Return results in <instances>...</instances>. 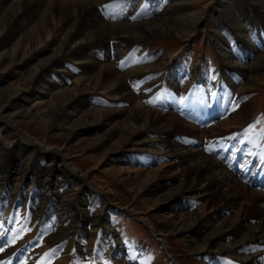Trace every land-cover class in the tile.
<instances>
[{
    "label": "bare ground",
    "instance_id": "obj_1",
    "mask_svg": "<svg viewBox=\"0 0 264 264\" xmlns=\"http://www.w3.org/2000/svg\"><path fill=\"white\" fill-rule=\"evenodd\" d=\"M101 1L0 0V195L21 198L23 187L52 170L57 172L45 180L54 187L59 172L65 171L62 186L71 189L50 194L52 213L63 224L49 235L52 241L72 238L80 229V248L91 247L98 225H103L102 215L118 212L109 196L117 192L131 199L129 211L166 242V237H173L187 255L222 253L238 264H264V131L252 130L247 99L264 86V44L248 30L264 25V0H168L163 12L135 22L101 19L95 8ZM238 6L247 16L233 29L225 16L236 19ZM199 26L202 33L212 27L219 36L226 29L241 36L239 44L245 49L233 57L224 43L214 42L227 63L222 70L229 73L228 80L218 76L206 82L200 68L182 62L177 74H167L164 82L150 71L166 63L142 66L124 59L132 47L150 61L154 53L145 39L183 37ZM109 41L115 43L112 56L106 52ZM61 58L83 72L70 74L69 67L60 65ZM49 69L68 75L70 85L55 83ZM135 76L143 77L140 99L124 83L125 77ZM162 88L178 89L180 98L169 101L172 112L168 103L161 107L163 99L157 102L159 107L150 101ZM93 92L130 105L110 109L90 105L86 98ZM148 132L157 137H147ZM237 137L248 139L244 148L248 150H242ZM148 142L155 144L154 151L166 163L147 170L131 166L130 154ZM71 153L84 163L77 159L76 163ZM100 164L102 184L94 180ZM80 188L88 190L81 193ZM74 195L86 201V208L94 206L93 213L76 217L82 205H71ZM1 216V229L12 236V229L4 227H9L12 211H0ZM4 242L7 247L10 240ZM105 243L109 260L124 264L113 247L119 241ZM12 245L6 251L9 256L19 252L17 244ZM21 260L18 264H26ZM207 264L220 262L213 257Z\"/></svg>",
    "mask_w": 264,
    "mask_h": 264
},
{
    "label": "rangeland",
    "instance_id": "obj_2",
    "mask_svg": "<svg viewBox=\"0 0 264 264\" xmlns=\"http://www.w3.org/2000/svg\"><path fill=\"white\" fill-rule=\"evenodd\" d=\"M167 3L168 0H104L101 1L99 4H97L98 6L96 5L95 8L98 16L100 15L99 17L105 21L127 20L129 22L131 21L135 22V20L140 21L142 19L149 17L152 14H159L163 12V9ZM135 8L136 10H134ZM237 8H239V11L238 13L236 12L237 13L236 19L231 20L230 15L225 16L226 20L229 22L226 24L233 29L236 27L234 23L237 22L238 24L239 22L243 21L242 19L245 18V16H247L245 14V11H242L243 9H241L240 6H238ZM128 12L131 14H129ZM259 20L260 19H258V21ZM200 29H202L201 26L196 27L194 31L193 30L190 31L186 36L183 37L161 36L157 38L154 37V38L145 39L144 44L148 46L150 51L154 53V58L150 61L146 59L147 57H145L144 54H139V52L135 51V49L132 47L129 48L130 51L128 50L129 54L127 51V55L129 56H126V58L124 59L131 60L132 62L133 59L136 61H140L139 65L142 66L143 64L144 65L150 64L151 66L154 65L157 66L161 62L166 63L161 68L152 69L150 71V73H153V75L161 76V79L164 82L167 74H173V75L177 74L179 68L182 67L181 66L182 62L185 64V66L200 68L202 72H204L205 74V80L207 79L209 82L214 81L218 76L220 78H224L225 80H228L229 73L225 74L223 73L222 70V68L227 66V63L221 58L219 53L216 51L214 42L221 41L222 44L224 43V46L226 45L227 55L233 57L232 54H236L245 49L241 47V44H239L241 43L240 42L241 36H238V32L237 33L235 32L236 30L235 31L232 30L233 33H231V30L226 29L225 33L219 36L213 31L212 27L211 29L204 28L206 33L204 30L202 33ZM263 29H264V25L259 26L257 28L248 29L249 31H252L253 38L257 40V43L258 40H262V44H264ZM114 44H115L114 42L112 43L110 41L107 44L106 52L110 56L113 55L115 48ZM259 45L261 46V42L259 43ZM257 49L258 47L255 48V50ZM61 61L62 63H60V65L65 64L67 68L68 67L70 68L67 69L70 72V74L73 73V75L76 74L78 75L83 72L78 68H75L73 63L68 59L61 58L60 62ZM123 61L124 60H122L121 62ZM49 71H50L49 73H52L51 75L55 77L53 78L56 81L55 83L64 84L65 82H68V85H70L71 81L69 80L68 75L64 73H60L57 75L55 73L53 74L52 69H49ZM190 74H191L190 76H192V73ZM135 78L125 77L124 83L126 89L132 91V94L135 95L137 98H139L138 96L139 90L140 88H143L140 87L141 85L139 86V84L143 82V77L135 76ZM130 80L132 82H130ZM154 80L157 81V78L154 77ZM126 81H129L128 82L129 84ZM130 83L133 85H131ZM198 85H200V83ZM157 86L159 88L160 82L157 83ZM135 91H137L138 93ZM164 95L167 96L168 99H166ZM200 96H202V93L200 94ZM87 97L88 98H86V101L88 100L87 102L90 105L107 107L109 109L126 107V106L129 107L130 105L129 103L127 104V101L124 99H122V101L119 100L117 102L112 101L108 98V96H106V93L103 92H93L88 94ZM149 98L150 101L153 102L152 104H156L158 105V107L161 105V107H163V105L167 103H168L167 105L169 106V101L170 102L173 101L171 99H175L176 102L180 97H179L178 89L175 88V90L171 92L167 90L165 91V88L164 89L162 88L161 91L159 92V95L156 94L154 97H152L153 99L151 98V96ZM160 99H163L165 101L162 100V103L160 101V105H159L157 104V102ZM247 99L251 102L252 105V123H251L252 130L257 134L258 133L260 134L262 131H264V86L252 92ZM149 108L153 110L155 109L151 106H149ZM170 111L172 112L171 107H170ZM177 113L179 114L178 111L177 112L175 111V114ZM215 120L216 117H213L211 119V121H215ZM94 133L96 134L97 132L95 131ZM94 133L92 134L95 135ZM155 134L156 133L153 132L145 133L147 137H153L155 136ZM173 134H175V132ZM177 134H180L184 137H188L186 133L180 132ZM1 137H3L2 126L0 127V139ZM172 139L174 140V136L172 137ZM237 141H241V143L243 142L242 143L243 151L248 150V149L244 150V148H247L248 146L247 145L248 144L247 142H249L248 139L247 141H245L244 138L239 139L237 137ZM70 144H72V142ZM154 145H155L154 143L148 142L142 146L143 150L131 153L130 155H133L134 157L131 159L130 165L140 170H147L156 166L163 165L164 164L163 161H165L166 163V160L162 161L161 157H159V155L154 151V150H158V148H156ZM36 151L39 152L40 150H36ZM101 152H97L96 153L98 154L97 156H99ZM222 152L223 151H221V153ZM218 154H220V152H218ZM69 155H72L71 158L73 160L77 159L79 162L84 163V160L82 159L81 156L78 157L73 156V153ZM49 158L50 159L52 158L51 155ZM246 158L248 159L247 156L245 157V159ZM77 160L76 163L78 162ZM99 169L103 170L102 164H100L97 167V169L94 170V180L96 183L102 184L103 174L100 173V171H98ZM175 169L176 166L171 167V170H175ZM177 169L179 170V168ZM56 172L52 170L51 173L42 175V171L39 170L38 174L42 175L41 178L37 179L34 184H30L29 187L26 188L23 187L24 193L22 192L23 195H21L22 196L21 198L20 196L14 197V194L11 193L5 194L4 196L0 195V211L4 213L6 211L12 210L11 206L13 208L12 211L15 217V221L14 218H12L11 220H9L8 224L10 226L13 222L12 228L16 229L17 231L19 229L20 231V234L16 236L17 243H13V244H18L22 241L25 242L24 247L26 251L30 253V255L26 254L27 256L26 258H24L26 262L28 263L32 262L35 256L38 255L39 257L38 263L40 264H91V262L92 264H99V263L102 264L106 260V257L108 258L107 244L105 242L112 241L114 239L117 240L119 239L121 241V246L119 244V245H115L117 247L115 246L113 247L115 249L120 247V251L121 249L125 251L123 253L122 259H120L124 264H152L151 259H149V257L147 256L148 251L150 253L151 258L153 259V264H199L201 262H206L207 264L208 261L213 257L216 260H218L220 264H238V262L233 258V256L222 253L215 255L214 254L187 255L184 249L181 247L180 243L177 242L173 237L171 236L166 237L167 240L166 242L165 240H163V238H160L149 225L144 223L134 213L129 211V209H127L128 207L126 206L131 204V199L130 198L128 199V197L123 196L122 193H117V192L109 195L111 206L112 207L116 206L119 208L124 207L125 209H123L124 211L122 212V214L117 212V213H107L102 215V218H104L103 220L101 219L103 225H98L94 235L95 240L93 241L91 247L85 246L80 248L81 246L80 244L81 242L79 240L81 237L79 233L80 229L79 231L77 230V232L73 235L72 238L71 235L70 236L68 235L60 240L57 239H55L54 241L50 240V238H48L49 235H51L52 233H58L62 228L61 226L63 225L61 223L62 218L60 219L52 213L53 212L52 206L54 205V202L50 194L58 192L61 189H64L69 192V190L72 187V186L70 187L62 186L64 179L63 175L65 171L59 172L60 173L59 177L56 179L57 181L56 186L50 187L47 184L45 178L48 175L53 176ZM41 180H44L45 182L44 187L40 186ZM10 190L11 189H8V192H10ZM86 190H88V188L87 189L80 188L81 193H86ZM70 203L75 207L79 206L80 204L82 205L81 206L82 211L74 212V213L77 212L75 214L76 217L81 216V218H83L86 215V213L88 212L93 213V211L95 210V207L91 205L90 206L88 205L89 207L87 206L86 208L85 206L86 201L84 199L82 200L81 196L79 195H74ZM38 208L41 209L39 212L37 211ZM174 208H176V206H174ZM1 221L3 222V216H1L0 223ZM107 227L111 230H107ZM13 232L17 234L15 231ZM8 239L10 240L9 243H11L12 238L8 237ZM83 244H85V242H83ZM9 248H14V246L12 244H8L7 248L4 249V253H3L4 255H7L6 251ZM131 250L132 251L137 250L136 254L135 255L132 254L131 256L130 254L128 255V252ZM154 257L156 258L157 262H155ZM27 258L31 259V261L27 260ZM3 259L5 262L8 260L7 258L5 259V257ZM8 264H10V262H8Z\"/></svg>",
    "mask_w": 264,
    "mask_h": 264
},
{
    "label": "snow or ice",
    "instance_id": "obj_3",
    "mask_svg": "<svg viewBox=\"0 0 264 264\" xmlns=\"http://www.w3.org/2000/svg\"><path fill=\"white\" fill-rule=\"evenodd\" d=\"M14 242V241H13ZM0 251H3V248H0Z\"/></svg>",
    "mask_w": 264,
    "mask_h": 264
}]
</instances>
